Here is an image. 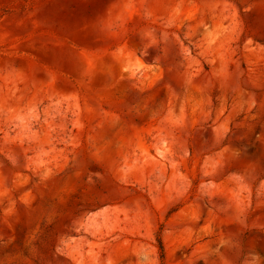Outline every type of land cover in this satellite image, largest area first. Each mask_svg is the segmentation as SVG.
<instances>
[{
    "label": "rangeland",
    "instance_id": "obj_1",
    "mask_svg": "<svg viewBox=\"0 0 264 264\" xmlns=\"http://www.w3.org/2000/svg\"><path fill=\"white\" fill-rule=\"evenodd\" d=\"M0 264H264V0H0Z\"/></svg>",
    "mask_w": 264,
    "mask_h": 264
}]
</instances>
